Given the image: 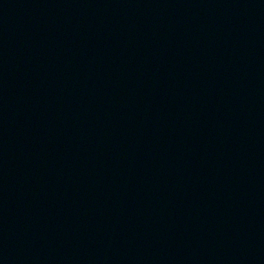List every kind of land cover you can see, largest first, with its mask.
Returning a JSON list of instances; mask_svg holds the SVG:
<instances>
[{
	"label": "water",
	"instance_id": "obj_1",
	"mask_svg": "<svg viewBox=\"0 0 264 264\" xmlns=\"http://www.w3.org/2000/svg\"><path fill=\"white\" fill-rule=\"evenodd\" d=\"M0 264H264V0H0Z\"/></svg>",
	"mask_w": 264,
	"mask_h": 264
}]
</instances>
